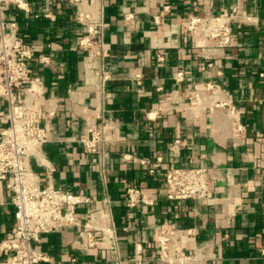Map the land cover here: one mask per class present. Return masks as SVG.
Wrapping results in <instances>:
<instances>
[{"label": "crops", "instance_id": "obj_1", "mask_svg": "<svg viewBox=\"0 0 264 264\" xmlns=\"http://www.w3.org/2000/svg\"><path fill=\"white\" fill-rule=\"evenodd\" d=\"M22 1L26 8L0 2V21L15 23L32 51L30 74L44 84L48 138L40 144L44 163L33 156V168L43 185L50 179L94 200L78 207L82 222L99 206L110 218L99 225L114 224L113 235L96 232L94 246L79 226L43 234L37 244L47 259L38 264H167L156 243L167 225L192 229L194 264H264V0H242L252 21L234 24L225 48L195 46L185 24L211 2L226 14L238 0H85L105 22V55L80 43L82 6ZM206 83L217 88L192 102L191 91ZM9 125L0 114V130ZM92 126L106 130L103 152L90 153L81 141ZM201 165L210 170L211 201L169 199L166 169ZM130 186L148 201L128 206ZM15 210L0 182V242Z\"/></svg>", "mask_w": 264, "mask_h": 264}, {"label": "built area", "instance_id": "obj_2", "mask_svg": "<svg viewBox=\"0 0 264 264\" xmlns=\"http://www.w3.org/2000/svg\"><path fill=\"white\" fill-rule=\"evenodd\" d=\"M71 1L82 6L77 19L87 26V32L80 39L81 45L90 55H105V22L102 18L95 19L83 7L85 0ZM0 2L2 7L13 2L26 8L22 0ZM131 17L128 15L126 18ZM252 18L242 0H238L226 14L215 13L211 2L203 14L189 15L185 26L195 46L225 48L232 44L234 24L252 21ZM31 58L32 51L17 33L15 23L0 21V100L7 103L6 110L0 111V114L10 121L8 127L0 130V182L12 192V203L16 208L11 233L0 242V254L4 255L0 264H38L46 260L37 243L43 234L61 231L65 226H79L89 246L98 243L97 231L102 233L103 238L114 234L111 221L109 225H99V222L110 220L109 214L99 206L90 210L89 220L82 222L80 219L78 207L94 202L92 198L56 187L50 179L43 185L33 168V156L44 163L40 144L47 140L48 129L42 123L43 110L39 104L44 84L41 78L31 76ZM102 74L105 80L107 75L104 71ZM260 75L264 78V71ZM177 76L182 77V74ZM216 88L213 83L196 85L191 91V101H197L204 91L214 92ZM89 132L81 139L85 149L90 153L103 152L108 141L105 128L92 126ZM179 146L180 141L176 140L172 149L177 151ZM165 180L169 199L211 201L212 178L209 168L204 165L168 167ZM142 201L148 200L141 189L130 186L127 189V205L136 206ZM193 235L192 229L170 225L161 227L156 238L160 260L167 264L196 263L200 253L190 250L189 241ZM262 250L264 252V248ZM136 264L144 263L138 260Z\"/></svg>", "mask_w": 264, "mask_h": 264}]
</instances>
